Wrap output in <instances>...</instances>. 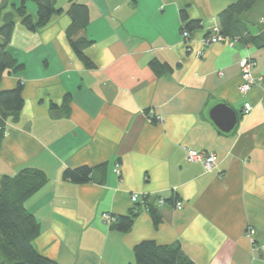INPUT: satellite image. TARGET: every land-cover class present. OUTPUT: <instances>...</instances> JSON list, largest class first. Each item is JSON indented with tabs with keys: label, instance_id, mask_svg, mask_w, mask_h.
I'll use <instances>...</instances> for the list:
<instances>
[{
	"label": "crops",
	"instance_id": "crops-1",
	"mask_svg": "<svg viewBox=\"0 0 264 264\" xmlns=\"http://www.w3.org/2000/svg\"><path fill=\"white\" fill-rule=\"evenodd\" d=\"M19 1H5L0 23ZM235 1L55 0L61 11L34 31L13 14L7 51L23 69L3 74L0 90L20 82L24 103L6 117L0 178L24 167L48 177L25 202L39 225V253L59 264H127L134 263V245L154 240L178 242L195 264H264V47L237 37L202 44L218 14ZM72 3L87 8L79 35L92 41L83 49L91 66L66 37ZM25 5L34 15L35 4ZM181 10L199 21L187 29V40ZM238 21L243 33L263 32L264 0ZM243 57L254 61L258 80L246 95L238 88ZM152 60L169 70L157 75ZM245 101L252 109L244 115ZM217 103L237 115L229 132L209 117ZM189 149L214 152V166L205 170L188 161ZM101 163L107 164L102 182L62 177L66 168ZM160 197L164 202L157 204ZM145 198L160 214L157 225ZM136 203L140 209L127 232L111 229L102 217L127 214Z\"/></svg>",
	"mask_w": 264,
	"mask_h": 264
},
{
	"label": "trees",
	"instance_id": "trees-1",
	"mask_svg": "<svg viewBox=\"0 0 264 264\" xmlns=\"http://www.w3.org/2000/svg\"><path fill=\"white\" fill-rule=\"evenodd\" d=\"M6 0H0V9ZM32 1L36 11L34 15L27 12L26 2ZM259 0H237L230 4L218 16L220 33L231 39L237 37L241 44H253L264 47V31L258 35H250L238 26V17L250 10ZM12 12L5 13L0 23V78L3 74H11L23 69L8 51L12 30L15 25V13L24 27L34 31L43 26L49 18L61 11L55 6V0H20L19 4L12 6ZM71 23L66 29L68 42L80 60L86 66L91 62L86 58L83 49L92 43L87 37L79 35L87 23V8L72 3L67 10ZM183 29H192L199 26L198 20H188L184 10H181ZM243 29V30H242ZM243 33V34H242ZM152 70L158 75L169 70L168 65L157 60L150 61ZM23 86L20 82L12 89L0 90V143L6 130V117L17 115L23 106ZM69 100L64 97V104ZM66 105V104H65ZM107 171V164L101 163L90 167L86 165L75 168H66L62 177L73 183L102 182ZM46 174L37 168L24 167L13 174H5L0 178V264H59L55 260L39 253L34 246V239L39 233V225L34 215L27 209L25 202L29 197L39 191L47 182ZM176 199L172 198L171 202ZM170 202V199H167ZM145 207L149 211L154 225L160 220L156 206L144 199ZM139 203L127 214L112 215L113 220L108 223L111 229L127 232L133 219L139 212ZM134 263L127 264H195L182 250L178 242L159 244L154 240H142L133 247Z\"/></svg>",
	"mask_w": 264,
	"mask_h": 264
},
{
	"label": "built area",
	"instance_id": "built-area-1",
	"mask_svg": "<svg viewBox=\"0 0 264 264\" xmlns=\"http://www.w3.org/2000/svg\"><path fill=\"white\" fill-rule=\"evenodd\" d=\"M182 36L184 39H189V32L186 29L182 30ZM229 37L224 36L220 33L219 26L217 24H213L209 29L208 33L202 40V44L205 43H216V42H226L229 41ZM188 46V44H186ZM240 69H241V82L238 86L239 91L242 95H246L247 92L258 83V80L255 79L251 73V70L254 66V61L249 57H243L240 60ZM252 109V104L249 101H245L243 105L242 113L248 114ZM214 152L205 151V150H187L186 158L188 161H197L201 162L204 165L205 170H210L215 164ZM115 173L119 174V165L115 164L113 167ZM131 201L135 203L138 200V194L133 193L130 197ZM164 202L163 198H159L157 200V204H162ZM174 206L176 208H181L182 202L180 200L174 201ZM104 221L106 223H110L113 218L110 214L104 213L102 215Z\"/></svg>",
	"mask_w": 264,
	"mask_h": 264
},
{
	"label": "water",
	"instance_id": "water-1",
	"mask_svg": "<svg viewBox=\"0 0 264 264\" xmlns=\"http://www.w3.org/2000/svg\"><path fill=\"white\" fill-rule=\"evenodd\" d=\"M209 117L223 132L231 131L237 124L238 118L234 110L224 103H217L209 109Z\"/></svg>",
	"mask_w": 264,
	"mask_h": 264
},
{
	"label": "rangeland",
	"instance_id": "rangeland-1",
	"mask_svg": "<svg viewBox=\"0 0 264 264\" xmlns=\"http://www.w3.org/2000/svg\"><path fill=\"white\" fill-rule=\"evenodd\" d=\"M6 132V131H5Z\"/></svg>",
	"mask_w": 264,
	"mask_h": 264
}]
</instances>
